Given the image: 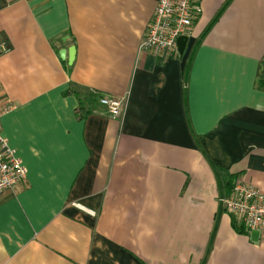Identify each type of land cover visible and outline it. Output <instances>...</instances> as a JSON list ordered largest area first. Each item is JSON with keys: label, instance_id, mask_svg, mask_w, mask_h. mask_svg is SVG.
Returning a JSON list of instances; mask_svg holds the SVG:
<instances>
[{"label": "crops", "instance_id": "0c3cea01", "mask_svg": "<svg viewBox=\"0 0 264 264\" xmlns=\"http://www.w3.org/2000/svg\"><path fill=\"white\" fill-rule=\"evenodd\" d=\"M158 2L0 0V264H264L218 201L264 194V0H203L181 56L139 50Z\"/></svg>", "mask_w": 264, "mask_h": 264}, {"label": "built area", "instance_id": "2783aa9c", "mask_svg": "<svg viewBox=\"0 0 264 264\" xmlns=\"http://www.w3.org/2000/svg\"><path fill=\"white\" fill-rule=\"evenodd\" d=\"M202 1L159 0L139 50L152 51L159 56H178V40L193 34L202 15ZM6 51V47L0 45V55ZM99 103L108 109L113 119L123 116L125 102L122 99L102 98ZM4 112L0 107V119ZM1 132L0 120V193L17 189L27 181L26 168ZM232 187L229 194L225 191L218 199L222 211L231 216L237 228L248 233H264V194L239 181Z\"/></svg>", "mask_w": 264, "mask_h": 264}, {"label": "water", "instance_id": "95a60500", "mask_svg": "<svg viewBox=\"0 0 264 264\" xmlns=\"http://www.w3.org/2000/svg\"><path fill=\"white\" fill-rule=\"evenodd\" d=\"M188 41H189V38L187 37H182L178 40V50H179V53H180V56L184 54L185 50H186V47H187V44H188ZM60 53V58L62 61H65L66 60V51L64 50H61ZM70 55H71V59H70V62H73L74 58H75V53H74V50L73 51H70Z\"/></svg>", "mask_w": 264, "mask_h": 264}, {"label": "trees", "instance_id": "16d2710c", "mask_svg": "<svg viewBox=\"0 0 264 264\" xmlns=\"http://www.w3.org/2000/svg\"><path fill=\"white\" fill-rule=\"evenodd\" d=\"M261 86H264V85L261 84ZM95 100H99V98L96 97ZM82 117H84V116H82ZM234 184H235V177L230 176L229 181L226 182V186H225L226 187L225 189L227 190L228 194L232 191V188H233L232 186Z\"/></svg>", "mask_w": 264, "mask_h": 264}]
</instances>
